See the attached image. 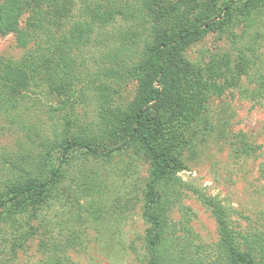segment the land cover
<instances>
[{
  "label": "trees",
  "instance_id": "obj_1",
  "mask_svg": "<svg viewBox=\"0 0 264 264\" xmlns=\"http://www.w3.org/2000/svg\"><path fill=\"white\" fill-rule=\"evenodd\" d=\"M158 2L99 0L86 5L83 23L59 40L42 37V48L28 63L0 70V125L18 129L29 145L42 149L38 154L24 153L18 139L20 154H0L4 177L0 182V241H7L9 233L13 240H22L18 234L24 229L21 218L30 213L35 216L47 196L51 197L52 185L71 177L69 166L76 152L97 163L128 155L145 158L149 164L142 200L143 219L149 225L145 234L149 264H203L190 251L194 241L179 236L191 230L183 222L179 231L169 215L186 189L176 177L186 170L180 154L188 141L186 133L210 97L222 96L232 84L231 77L248 76L253 70L258 45L264 40V0H175L156 11ZM27 9L24 0H0V36L16 35L22 48L32 39L29 31L20 28ZM119 21L126 27L107 30ZM44 24L38 20L35 27L42 29ZM212 33L229 39L232 55L214 57L206 68H193L184 58L185 51ZM88 47L96 53L84 54ZM37 80L53 92L80 86V92L91 93L99 99L95 122L77 135L55 129L38 141L35 134L40 129L33 123L42 101L24 94L31 85L41 86ZM131 82L137 85L135 99L129 106L118 105L115 88ZM32 113L36 117L31 122L27 118ZM82 173L70 181L77 183L86 176ZM84 182L92 197L101 194L97 191L102 188L100 177ZM193 191L218 226L213 264H264V232H237L231 212L221 202L200 196L198 189ZM181 211L189 213L187 208ZM53 253L46 247L43 264H65Z\"/></svg>",
  "mask_w": 264,
  "mask_h": 264
},
{
  "label": "rangeland",
  "instance_id": "obj_2",
  "mask_svg": "<svg viewBox=\"0 0 264 264\" xmlns=\"http://www.w3.org/2000/svg\"><path fill=\"white\" fill-rule=\"evenodd\" d=\"M24 1L28 9L20 28L29 31L32 39L22 48L16 35L0 36V70L3 71L28 63L30 56L42 48V37L46 41L59 40L83 23L86 5H94L99 0ZM173 1L159 0L156 11ZM38 20L45 22L42 29L35 27ZM125 27L119 21L107 30L115 32ZM232 52L229 39L212 33L187 48L184 58L193 68L203 69L214 57L232 55ZM95 53L93 47L84 50L86 55ZM256 57V66L248 76L231 77L232 84L222 96L210 97L205 110L186 133L188 141L180 154L186 170L176 177L186 189L179 198V206L169 215L179 231L183 222L191 230V234L179 233V236L194 241L190 251L203 264L217 260L219 232L215 219L193 189H198L200 196L221 202L231 212L232 226L237 232H264V86H261L264 40L258 45ZM36 84L41 86L31 85L24 94L42 101L41 105L37 104L41 108L37 112L39 118L33 123L42 131L35 134L39 136L38 141L55 129L77 135L91 121L95 122L99 99L88 91L80 92L81 87L76 86L78 91L67 88L53 92L38 80ZM115 90L118 92L115 101L126 107L135 99L137 85L131 82ZM34 117L36 114L32 113L27 120L32 122ZM0 129H4L0 130V154H20L18 139L23 142L24 153L42 151L37 144L29 145L18 129L2 125ZM69 167L68 175L74 179L83 176L82 172L86 176L75 180L77 183L71 182L68 176L65 181L52 185L51 197L47 196L36 215L30 213L21 218L26 237L18 233L22 240H13L9 233L6 242L0 241V264H43L46 247L65 264H149L145 249L149 225L142 215L143 189L149 174L145 158L124 155L111 162L97 163L86 158L85 153L76 152ZM95 177L103 182L97 190L101 194L92 197L84 181ZM3 178L0 174V182ZM181 208H187L188 215Z\"/></svg>",
  "mask_w": 264,
  "mask_h": 264
}]
</instances>
